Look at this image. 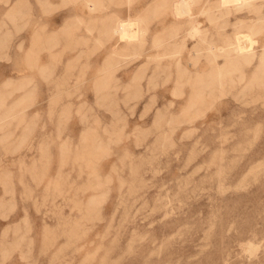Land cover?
I'll return each instance as SVG.
<instances>
[{"label": "rangeland", "instance_id": "1", "mask_svg": "<svg viewBox=\"0 0 264 264\" xmlns=\"http://www.w3.org/2000/svg\"><path fill=\"white\" fill-rule=\"evenodd\" d=\"M177 1L0 0V264H264V0Z\"/></svg>", "mask_w": 264, "mask_h": 264}, {"label": "bare ground", "instance_id": "2", "mask_svg": "<svg viewBox=\"0 0 264 264\" xmlns=\"http://www.w3.org/2000/svg\"><path fill=\"white\" fill-rule=\"evenodd\" d=\"M254 0H218V4L220 8H230L233 7L236 10H239L243 7H248L252 5ZM189 0H179L175 3L174 6V14L176 16H183L187 13H189ZM13 9V7H12ZM15 8L13 9V11ZM119 23V22H118ZM135 22H121L120 25H117L118 28L115 30L118 34L121 40L125 41H134L138 35V29L136 28ZM114 33V32H113ZM199 30L194 28V34H198ZM116 34V33H114ZM118 36V35H117ZM255 44V39L251 37L249 33L242 32V33H236L235 41L232 43L234 45L233 51L236 53V57L242 58L244 60L252 59L254 57V51H253V45ZM263 49L261 50V54L259 55V64L262 65L264 63V44ZM209 50L212 52L213 50L218 53H224L226 52V49L223 47H217V48H209Z\"/></svg>", "mask_w": 264, "mask_h": 264}, {"label": "crops", "instance_id": "3", "mask_svg": "<svg viewBox=\"0 0 264 264\" xmlns=\"http://www.w3.org/2000/svg\"><path fill=\"white\" fill-rule=\"evenodd\" d=\"M90 7L93 8V4H91ZM117 28H118V26H117ZM117 28H116V29H117ZM115 32H116V31H115ZM116 33H117V32H116ZM117 34H118V33H117Z\"/></svg>", "mask_w": 264, "mask_h": 264}]
</instances>
